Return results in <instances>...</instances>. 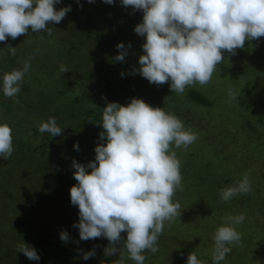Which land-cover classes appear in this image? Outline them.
Instances as JSON below:
<instances>
[{
  "label": "rangeland",
  "instance_id": "374dc122",
  "mask_svg": "<svg viewBox=\"0 0 264 264\" xmlns=\"http://www.w3.org/2000/svg\"><path fill=\"white\" fill-rule=\"evenodd\" d=\"M70 3L76 5L81 17H86L97 9L96 28L101 32L120 30L119 41L114 38L115 34L110 38L112 30L107 32L103 48L110 50L111 54L106 55L101 64V59H91L92 55L88 51L84 54L80 51L75 54L68 52L58 39L70 40L86 37L90 33L82 25L84 21L80 18L77 20L78 14L75 11L74 14L68 12L63 18L65 26L54 22L48 24L52 29L50 39L46 32L33 33L29 29L27 34L15 40L9 37L5 42H0V65L11 56L9 45L16 47L17 53L24 52L21 55L18 53L17 60L13 62L14 69L17 70H22L23 61L29 58L28 47L39 50L31 60V68L25 74L18 96H5L2 99L7 103H14V112L9 114L5 106H0V120L11 118L13 121L10 124L13 130V148L20 143L22 151L32 153L33 157H42L47 165L51 163L59 166L57 172L60 169L65 171L61 175H55L57 185L53 189L50 181H47L49 177L39 169L33 157L23 166L20 163L14 166L8 161L13 160L11 158H0L2 177L7 164L12 169L10 176L4 178L2 183L0 181V256L6 250L18 264H43L40 263L42 249L51 252L55 249L58 257L66 246L76 264H120L119 251L112 256L104 255V250L109 245L105 237L80 240L79 229L73 226L79 223V209L70 201V189L78 183L73 176V160L84 165L94 161L95 147L99 143H106V140H100L99 134H93L88 129L82 130L78 115L72 117L71 113L77 108L76 101L79 106L82 103L92 106L97 101L101 102L108 91L109 77L105 75L110 68V79L118 85V90L113 92L114 96L125 95V104L130 103L132 98H140L152 107L164 108L166 112L175 114L182 120L186 130L198 136L187 149L172 146L181 161L184 189L176 192L173 202H179L182 213L171 226L165 223L158 240L159 250L155 254L150 251L143 253L146 256L144 264H186L187 257L192 252L202 264H213V237L216 229L226 223V217L240 214L246 217L242 224L235 226L242 234L241 244L231 245L232 251L220 264H264V37L246 41L243 49L236 50V55L230 56L224 52L225 60L217 66L209 84L188 86L184 94L177 95L171 92L170 81L159 90L152 84L142 85L143 81L148 80L138 72L130 74L134 68L140 67L139 56L144 54L142 45L146 37L134 31L135 26L143 21L142 11L122 6L121 0H114L111 5L103 0H94V3L79 0V4L77 0H61L55 8L59 10L72 7ZM113 6H117V9ZM45 33L46 38L43 36ZM112 39L114 43L111 45ZM119 43H123L128 49L123 62L112 61L119 54L116 47ZM129 44L131 48H128ZM109 46L113 49H106ZM60 65H65L69 71L61 73ZM5 68L12 69V66ZM59 89L62 90L60 94ZM189 89H196L205 95L208 104L189 97ZM229 89L233 90L237 99L229 97ZM98 95L100 98H97ZM18 97L21 102L16 103ZM43 98L49 102L48 107L44 105ZM72 99L74 104L67 106L65 103ZM55 111L62 115L54 113ZM16 112L18 115L11 117ZM50 117H55L57 125L63 129L61 135L55 136L54 143L48 142L51 134H41L38 131L39 125L47 122ZM33 127L37 132L33 131ZM101 130L104 131L103 128ZM77 143L79 151L74 149V144ZM44 146L53 156L43 151ZM67 152L68 157L64 159V153ZM23 167H27L25 171H21ZM87 171L90 172L91 169ZM245 174L249 176L253 191L223 202L220 190L234 186ZM39 180L42 183H38ZM45 222L50 226H45ZM46 227H50V231H46ZM21 228L22 231L25 228V239L19 234ZM62 231L69 234L70 239L66 242L60 239ZM121 236L122 241L116 247L122 250L123 264H135L123 246L127 233L122 232ZM22 242L36 249L39 261L29 260L17 251V246ZM93 249L95 255L87 260L83 259L84 253ZM48 251H45L46 256L54 258L52 255L55 256L56 252L52 254ZM18 256L21 263L17 261ZM65 256L63 254V258ZM58 260L57 264H67L70 259L67 256L66 259Z\"/></svg>",
  "mask_w": 264,
  "mask_h": 264
},
{
  "label": "clouds",
  "instance_id": "9594fccd",
  "mask_svg": "<svg viewBox=\"0 0 264 264\" xmlns=\"http://www.w3.org/2000/svg\"><path fill=\"white\" fill-rule=\"evenodd\" d=\"M60 2L0 0V42L9 37L15 40L29 29L52 35L48 24H59L71 11V6L56 10L55 5ZM103 2L111 5L114 0ZM121 3L143 12V21L134 31L146 37L142 45L144 54L139 56L140 67L130 74L138 72L157 86L170 81V90L177 95L184 94L188 86L209 84L217 66L225 60L224 52L236 55V50L243 49L246 41L264 37V0H121ZM116 47L119 54L114 59L123 62L128 49L123 43ZM8 49L14 57L16 47L9 45ZM33 58L34 55L29 56L22 70L13 69L4 74V96H18ZM59 71L66 73L69 69L60 65ZM228 95L237 99L232 89ZM101 124L104 131L99 133V138L106 143L95 147V160L86 165L72 162L78 183L70 189V201L79 209V223L73 226L79 229L80 240L105 237L109 245L104 255L112 256L119 251L120 264L123 253L116 245L122 241L121 233L126 232L123 246L129 258L135 264H144L143 253L155 254L159 250L158 240L165 223L171 226L182 213L179 202H173L176 192L184 189L181 161L172 146L187 149L198 136L186 130L175 114L152 107L140 98H132L127 106L107 103L102 109ZM38 131L55 137L63 129L55 117H50L39 125ZM12 132L8 124H0V157L5 160L14 151ZM74 149L79 151L78 143ZM252 191L249 176L245 174L234 186L222 188L220 197L228 202ZM245 219L244 214L226 217V223L216 229L213 264L225 260L232 251L231 245L241 244L242 234L235 226ZM60 239L65 242L70 239L67 231L60 233ZM17 251L29 260H40L36 249L24 242L17 246ZM94 255L93 249L84 253L83 259ZM186 264H202V261L192 252Z\"/></svg>",
  "mask_w": 264,
  "mask_h": 264
},
{
  "label": "trees",
  "instance_id": "16d2710c",
  "mask_svg": "<svg viewBox=\"0 0 264 264\" xmlns=\"http://www.w3.org/2000/svg\"><path fill=\"white\" fill-rule=\"evenodd\" d=\"M70 4L73 5V6L71 7V11L69 13L70 14H74L75 11H77V14H78L77 20L79 21V18L81 20H83L84 23L82 25L85 28H88L90 30V33H88V36H86V37H76V38H72L70 40L69 39H66V40L65 39H61V40L58 39V41H60L61 43H63V45H65V49L68 52H72V53L75 54V53H77V52L80 51V53L84 54L85 51H88L89 52L88 54H91L92 55L91 59H94V60L95 59H98V60L101 59V61H99V64H101L103 58H105L106 55L111 54L110 53V50H107L106 51L103 48V46L105 44V40H106L105 38L107 37V35H106L107 32H109L110 30H112V31H110V34H112V35H110V38H111V36H113V34H115L114 35L115 36L114 38H116V40L119 41L118 35L121 33L120 30H119V32L118 31L115 32L113 29H109L107 31H102L101 32V30L99 28H96V23H97V20H98V18H97V15H98L97 9L94 10V13H91L90 12L89 15H87L86 17H81V16H79V15H81V13H78V10H76V5L74 3H70ZM107 7L108 6L106 5L105 6V9H107ZM113 8L114 9H117V6H113ZM74 21H76V20L74 19ZM60 23H61L62 26H65L64 19ZM43 36L46 38V33ZM50 37H51V35H47V38L50 39ZM79 41H80V44L78 43ZM110 41H111V45H112L114 43L113 42V39L110 40ZM67 47H68V49H67ZM111 47L112 46L106 47V49H113ZM27 51H29L28 52V57H29V54H32V55H34V58H35V56H36L37 53H36L34 47L33 48L32 47H28L27 48ZM18 53L20 55L21 54H24V52H22V51H20ZM18 53L16 52V55L14 57L13 56L8 57V61L7 62H3V65H0V84L3 83V76H4V74L5 73H9V72H11L14 69L15 66H14V63L13 62L15 60H17ZM26 55L27 54H25V56ZM18 60H20V59L18 58ZM112 61H115V59L113 58ZM23 62H25V61H23ZM7 66L8 67L9 66L10 67L12 66V69H6L5 67H7ZM109 69H107L108 74L106 73V75H105V77H109L108 78L109 79L108 80V91H107L106 94H104V97L101 99V102L100 101H97L96 104H94L92 106H88L87 103H82L79 106L78 105V102L76 101L75 103L77 104V108L76 109H73L72 110V113H71L72 114V117H75V116L78 115V118L80 119V128L82 130L83 129H86V130L88 129L89 132H93V134L94 133L99 134L102 131L101 130L103 128L102 127V124H101L102 123V109L104 107H106V104L107 103H109V102H117V103H119L121 105L127 106V104H125L127 102V97H125V95L118 96L116 94V96H114L115 94H113V92L117 91L118 89L116 87L117 83L115 81H113V80L110 79V75H109V71L110 70ZM146 82L143 81L142 85L143 84L144 85L150 84L148 81H146ZM152 85H154V84H152ZM154 86H157V85H154ZM163 86H164V84L163 85H160V86H157V88L159 90H162L163 89ZM125 91H127V90H125ZM61 92H62V90L59 89V94ZM188 95H189V97H191L192 99L196 100L199 103L208 104V100H207L206 96L203 95L201 92H199L196 89H189L188 90ZM3 97H5V96H4L3 90L1 88L0 89V106L1 105L2 106H5L6 112L9 113V114L12 113V112H14V110H13L14 103L13 102H9V103L5 102L4 100H2ZM97 98H100V95H98ZM18 100H19V102H21V99L19 97H18ZM43 103H44V105L46 107H48L47 105L49 104V102L46 99H44V98H43ZM70 103H71V105L74 104L73 103V99H72V101H69L68 103L66 102L65 104L67 106H70ZM76 110H77V112H75ZM24 111H26V110H24ZM28 111L29 110L27 109V112ZM17 112H19V111H17ZM17 112L16 113H13V115L11 117H14L15 115L17 116L18 115ZM62 112H64V111H62ZM54 113H56V114L59 113V114L62 115V113H60V112H56L55 111ZM10 120H11V123H10ZM4 123H6V124H8L10 126V124L11 125L13 124V121H12L11 118H9L7 120H5V119L0 120V124H4ZM33 131L37 132V129L35 127H33ZM49 138H50V140L48 142H52V143L56 142V137H52L50 135ZM21 146L22 145L19 143V144H16L15 147H14V151H13V153H12V155H11L10 158L13 159V160H15V161L8 160L10 158L7 159L9 162H12V164L14 166H16V163H20L22 166L23 165H26L27 163H29V160H31L32 157H33L32 156L33 155L32 153H29L27 151L26 152L25 151H22ZM43 149H44L43 151L46 152L47 155L53 156V153L52 152L46 151V146H44ZM68 154H69V152L64 153V156L62 155L63 158L65 159L66 157H68ZM33 158L36 161L35 164H37L40 167L39 169L42 172L44 171L43 172L44 175H46L47 177H49V180H47V181H50V183L52 184V188L55 189L56 188V185H57L56 184L57 183L56 176L61 175L62 173H64L65 172L64 169H63V172H62V169H60L57 172V170H58L57 168H60L59 166L56 167V166H54L51 163L47 165L45 163L44 159L42 157H40V156H34ZM35 164H34V172L36 171ZM14 166H13V169H15ZM26 168L27 167H23V169H21V171H25ZM29 169H30V165H29ZM4 171H5V173L3 174L4 177H2L0 175V181H1V183L5 181L4 178L10 176L9 174H11V173H9V172L12 171V169L7 164L6 165V170H4ZM43 181L47 182L46 180H43ZM38 183H42L41 180H39ZM21 222H22V220H21ZM45 226H50V225L47 222H45ZM22 229L23 228H21V231H22ZM24 230H25V228H24ZM24 230L22 232L20 231V233L18 232L20 234V236H23L24 237L23 239H25V235H26V232ZM46 231H50V227L49 228L46 227ZM53 234H54V232H53ZM54 250L55 249H53V252H51L50 250L48 251L47 249L46 250L45 249H42V251L44 253L43 252L41 253L42 261L40 263H43V264H57L59 262L58 259H60V260L61 259H66L67 256H68V258L70 260H69V262L67 264H76V263H74V260H72L73 258L68 254V251H67L66 246H65V248L62 249V251L60 252V254H59L58 257H57V252L54 251ZM45 251L46 252L47 251L48 252H51L52 254H54L56 252V254H55V256L52 255V257H54V258L51 259V257H49L50 255L49 256H46L47 254H45ZM63 254L66 255L64 258H63ZM10 255H9V253H7L6 250H4L3 253H2V255H1L2 257L0 256V264H18V263H16V261L12 260L13 257H12V255L11 256ZM20 260H21V258L18 256L17 257V261L19 263H21ZM30 264H32V262Z\"/></svg>",
  "mask_w": 264,
  "mask_h": 264
}]
</instances>
